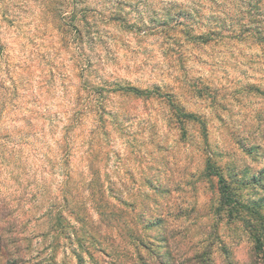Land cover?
Listing matches in <instances>:
<instances>
[{
	"label": "clouds",
	"instance_id": "obj_1",
	"mask_svg": "<svg viewBox=\"0 0 264 264\" xmlns=\"http://www.w3.org/2000/svg\"><path fill=\"white\" fill-rule=\"evenodd\" d=\"M0 264H264V0H0Z\"/></svg>",
	"mask_w": 264,
	"mask_h": 264
}]
</instances>
